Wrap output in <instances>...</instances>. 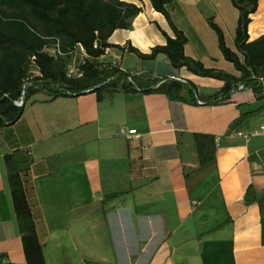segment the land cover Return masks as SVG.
Returning a JSON list of instances; mask_svg holds the SVG:
<instances>
[{"label": "crops", "instance_id": "crops-1", "mask_svg": "<svg viewBox=\"0 0 264 264\" xmlns=\"http://www.w3.org/2000/svg\"><path fill=\"white\" fill-rule=\"evenodd\" d=\"M118 1L141 11L109 44L128 43L148 54L165 44L162 33L173 37L148 0ZM167 10L186 37V57L238 76L207 24L211 19L234 52L238 12L230 0H176ZM247 34L249 42L264 36V0H258ZM108 58L138 77L189 82L194 96L185 88L183 101L121 91L100 102L92 93L31 97L20 119L0 129L2 264H25L3 162L15 151L29 161L45 264H264V198L243 203L249 187L256 198L264 194V136L239 135L264 124V100L238 91L225 104L208 105L221 81L173 70L164 55L142 61L110 49L98 62ZM250 112L255 114L227 133ZM121 128L138 138L126 140ZM194 134L216 139L215 164L199 173Z\"/></svg>", "mask_w": 264, "mask_h": 264}, {"label": "trees", "instance_id": "trees-1", "mask_svg": "<svg viewBox=\"0 0 264 264\" xmlns=\"http://www.w3.org/2000/svg\"><path fill=\"white\" fill-rule=\"evenodd\" d=\"M175 1L148 0L152 10L165 18L173 37L162 33L165 44L142 54L128 43L126 47L108 43L115 31L131 28L132 20L141 11L134 5L118 0H0V129L14 125L22 116L25 103L39 93L51 99L92 93L100 102L121 91L160 94L169 101H183L181 92L189 88L194 96V87L189 82L174 78L155 76L146 78L142 85L136 84L129 71L120 70L119 65L98 62L110 49L125 51L142 61H153L158 55H164L173 70L184 68L196 76L221 81L223 86L206 98L208 105L225 104L238 91H251L264 100V36L249 42L247 34L250 16L256 11L258 0H230L238 12L234 52L226 48L221 30L211 19L207 20L224 61L232 65L238 76L207 69L185 56L186 37L174 26L167 10ZM55 42L62 51L71 50L76 45L82 47L88 57L82 78L66 77L68 57L54 58L44 53L43 49ZM31 71L34 74H30ZM121 78H126L128 85L121 82ZM21 96L23 105L17 107L15 102ZM254 114H241L228 126L227 133L236 131ZM193 142L198 161L194 172L199 173L215 164L216 139L211 135L194 134ZM3 162L25 264H45L44 244L37 233L34 218L29 161L15 151L5 155ZM262 198L264 194L256 198L249 187L243 203L249 205ZM3 259L4 256H0V264Z\"/></svg>", "mask_w": 264, "mask_h": 264}, {"label": "built area", "instance_id": "built-area-1", "mask_svg": "<svg viewBox=\"0 0 264 264\" xmlns=\"http://www.w3.org/2000/svg\"><path fill=\"white\" fill-rule=\"evenodd\" d=\"M44 53L50 57L54 58H65L68 57V63L65 68V75L69 79H80L83 77V67L86 64L88 59L87 55L83 51L80 45H76L71 50L62 51L58 42H55L51 47H45L43 49ZM109 50L106 51L105 55L108 54ZM121 70V69H120ZM123 71V70H122ZM130 77H137L139 76L138 73L129 72ZM25 87V86H24ZM241 90V88H240ZM23 97L21 96L19 101L15 102L17 107H21L23 105ZM200 104L199 102H197ZM119 135L124 137L126 140H132L138 138V135L134 130H127L121 128L119 130ZM246 140L251 138H256L260 136H264V124H261L256 129L246 133V134H239Z\"/></svg>", "mask_w": 264, "mask_h": 264}, {"label": "rangeland", "instance_id": "rangeland-1", "mask_svg": "<svg viewBox=\"0 0 264 264\" xmlns=\"http://www.w3.org/2000/svg\"><path fill=\"white\" fill-rule=\"evenodd\" d=\"M128 58H127V62H128ZM102 64H104V65H109V64H112L111 63V61H110V59L108 58V59H104L103 61H102ZM227 64V66H231V65H229V63H226ZM129 73V72H128ZM30 74H34L33 73V71H31V73ZM146 74H144V75H142L141 77H134L133 76V79H134V81H135V83L136 84H138V85H142V83L146 80ZM120 81L121 82H124L126 85H128V80L126 79V78H121L120 79ZM59 84H61V85H65V82H63V81H59ZM95 264H97L96 262H95Z\"/></svg>", "mask_w": 264, "mask_h": 264}]
</instances>
